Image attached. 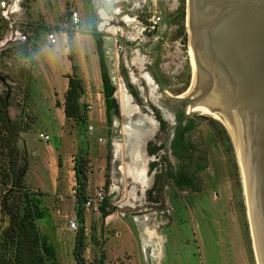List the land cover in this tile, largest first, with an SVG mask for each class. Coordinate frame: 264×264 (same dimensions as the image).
<instances>
[{"label":"rangeland","instance_id":"rangeland-1","mask_svg":"<svg viewBox=\"0 0 264 264\" xmlns=\"http://www.w3.org/2000/svg\"><path fill=\"white\" fill-rule=\"evenodd\" d=\"M50 1L49 21L58 25H47L41 17L37 21L42 23L38 24L24 26L16 22L23 31L31 32L29 41L17 38L8 20L0 22V95L5 99L9 124L17 136L20 152L25 156L29 179L33 170L34 178L35 173L43 178L49 174L55 177L60 175V179L62 177V165H58L55 173L51 170L53 159L47 154L40 156L41 151L52 150L55 165L59 158L63 160V156L66 157V164H69L71 171L74 169L71 153L77 154L79 150L86 151L89 156L90 151L92 153L90 193L87 192L82 202L77 201V192L73 193V189L78 186L75 185L73 172L71 193L66 195V199L60 197V201L55 199L50 186L48 193H44L37 187L36 180L34 189L26 182L27 188L40 194L42 218L37 220V224L41 234L55 248L57 264H77L72 244L77 231L70 230L69 220L71 216H77L76 210L79 208H83L84 214L88 210V219L85 217L83 225L87 236L85 256L88 264H258L230 146L225 132L210 117L202 115L204 126L201 125L191 134V139L202 148L198 153L200 160L207 165L200 173L199 190L180 189L174 178L168 175L176 172L177 165L167 148L172 132L159 130L157 121L153 123L150 119H156V116L161 119L159 114L164 113L172 120V112L164 104L161 92L151 78V63L147 64L145 71L121 65L117 74L121 78L118 84L110 76L115 86L111 126L106 119L104 95L100 97L98 94L93 98L89 96L91 101H87L88 95L85 93L81 97L89 114L85 126L74 118L61 121L55 109V96L67 88L65 78L58 72L67 59L62 30H71L74 6L73 2L65 0L68 4H62L65 6L62 11L55 0ZM45 2L49 7L48 0H26L23 3L25 20L34 21L29 13L34 18V13ZM183 2L186 11L187 0H156L157 12L164 16L160 31L166 33L167 44L135 39L127 42L126 48L123 47L130 56H134L135 49L141 50L148 61L161 51L155 65H159L166 74H173L174 81L169 90L171 94L185 91L190 86L192 76L186 15L180 17ZM95 3L96 0H85L86 24L80 30L91 31L94 28ZM63 22L68 24L61 27ZM183 23L185 36L180 34ZM40 24L39 31H36ZM118 26L120 29L116 36L122 41L118 49H122L124 35L120 30L123 24L119 23ZM50 32L56 33L57 43H50ZM88 42L89 48H97L93 38ZM147 76L150 80L144 79ZM121 80L140 108L138 113L130 117L121 106L118 93ZM97 91L94 88L90 90L92 93ZM94 98L101 102L102 111ZM150 100L162 106L163 111L152 107ZM137 121L140 123L136 124ZM127 125L142 132L149 131L144 143L149 185L145 190L138 186L136 198L129 197V191L137 184L124 171L130 161L132 144V136L125 131ZM41 133L48 134L50 139H41ZM158 145L162 149L156 156L150 149ZM108 155L111 156L109 166ZM160 156L163 161L159 160ZM107 174L110 178L108 185ZM101 185L106 188L103 203L106 215H103L102 209L101 212H95L85 206L87 197L95 196ZM1 193L0 188V257L5 260L3 263L0 260V264H13V246L5 242L4 237L10 217L2 210ZM81 227L82 223L79 222V229ZM147 228L155 233L154 237L146 234Z\"/></svg>","mask_w":264,"mask_h":264},{"label":"water","instance_id":"water-1","mask_svg":"<svg viewBox=\"0 0 264 264\" xmlns=\"http://www.w3.org/2000/svg\"><path fill=\"white\" fill-rule=\"evenodd\" d=\"M135 2L148 13L154 10L152 0L123 5ZM186 5L190 86L180 94L163 88L162 94L185 103L186 112L210 117L225 132L257 263L264 264V0H187Z\"/></svg>","mask_w":264,"mask_h":264},{"label":"trees","instance_id":"trees-1","mask_svg":"<svg viewBox=\"0 0 264 264\" xmlns=\"http://www.w3.org/2000/svg\"><path fill=\"white\" fill-rule=\"evenodd\" d=\"M186 15L185 3L180 7V17ZM41 24L37 27L39 31ZM71 35V30H65ZM93 35L99 55L101 77L103 83V95L105 101V113L108 125L111 126L112 110L115 107L114 91L115 86L109 75L108 65L105 59L102 33L96 29L85 31ZM180 34L185 36L184 23L181 25ZM73 74L68 75V88L65 94L64 110L68 118L76 119L81 125L85 126L89 119L87 107L81 97L85 93L83 77L78 73V67L73 64ZM57 103H59L57 101ZM10 116L6 110L5 99L0 95V188H1V207L10 217V223L4 229V237L9 245L13 246V264H57L55 248L41 234L37 220L42 218L41 198L39 193H34L33 189L27 188L26 175L28 166L25 156L20 152L17 136L13 132ZM159 148L154 147L151 152H157ZM111 156L108 155L107 166L110 165ZM58 165H62L61 158ZM75 177L77 182V201L87 195L88 173L90 171V157L86 151L79 150L74 163ZM199 170H196V173ZM170 177H175L171 172ZM110 182L109 175L106 176V185ZM103 215H106L104 205L101 206ZM79 222L82 227L78 229L75 236L73 255L77 264H88L85 251L87 248V236L85 233L84 210H76ZM0 260L5 262L4 259ZM103 260L101 259L100 262Z\"/></svg>","mask_w":264,"mask_h":264},{"label":"crops","instance_id":"crops-1","mask_svg":"<svg viewBox=\"0 0 264 264\" xmlns=\"http://www.w3.org/2000/svg\"><path fill=\"white\" fill-rule=\"evenodd\" d=\"M48 1H49L48 2L49 7H47L46 2H45L43 5L44 8L42 7L41 9L38 10L36 14L34 13V18L32 14L29 13L32 19H34V21H29V23L31 24L42 23V22L37 21V19L41 17L44 23H46L47 25H58V24H52L49 21L48 15H49V9L52 7V1L50 0ZM70 1L73 2V6H74V8H72V11L77 12V14L79 15L80 24L78 26H73L71 24V27H70L71 35L70 36L68 35L66 31L59 29V30H62V34H63L62 42L64 43V53L67 56V59L62 64L61 68H59L58 72L65 78L66 87L68 88V75L73 74L72 66L73 64H76L78 67V72L81 74V76L84 79L85 94L88 95L87 101L88 100L91 101L89 99L90 98L89 96L93 98L94 95L95 97H97V94L100 95V97L103 95L102 93L103 83H102V77H101V67H100L98 50L97 48H94L93 46L89 48L90 44L88 41H90L91 38L94 39L93 35L90 33H85V31L83 30H80V29H83V26L86 24L85 0H70ZM55 2H56L55 4H58L61 6L62 11L65 8V6H62V4L64 3L66 4V6L68 4V2L65 0H58V1L55 0ZM152 2H153L154 11H157L156 0H152ZM123 3H124V0H96V3L94 4L95 14H94V18L92 21V27H94L93 29H96L97 31L102 33V39L104 36L105 40H103L104 41L103 46H104V51H105V57L107 58L106 61H107L110 76L114 80L116 79V83L115 82L114 83L118 84L121 78H119L117 74L120 70L121 65L124 64L128 69H131L134 67L139 70L145 71L147 64L151 63L150 64L151 68L149 69L151 70L150 75H151L152 80L155 82L152 72L154 68L157 67V65L155 64H156V61L160 57L161 51L153 55V60L148 61V58L141 50L135 49L134 56H130L126 52V49L125 50L123 49V47L125 46L126 48L127 42L129 43L135 39L140 40V41L150 40L154 42L155 44H159V45L162 42H166L168 38L166 33L163 31H160L163 23L161 24L157 32L155 33L149 32L148 30L145 29L146 19H147V16L149 15L146 5L140 6L138 5V3L135 2L133 5L126 8L123 5ZM75 4H76V8H75ZM136 12L141 13L142 16ZM13 16L16 18L17 22L21 23L23 21H27L25 20L23 11L16 13ZM163 19H164V16H163ZM106 21L109 24L115 25L117 27V30L114 32L107 30L106 28L107 26L105 25ZM119 23L123 24V27L120 30V31H123V35H124L123 37L124 44L122 46V49H118V44L122 45L121 38H118L116 36L120 29V26H118ZM67 24H68L67 22H63L62 24H60V26L64 27ZM16 26L18 27V23L14 24V28ZM34 42H35V39H34ZM34 58H35V53H34ZM35 62H36V58H35ZM34 68H35V64H34ZM147 78L149 79L148 76L146 78L144 77L145 80H147ZM92 88H94V90H98L97 93L90 92ZM66 90H64L63 92H59L58 95L55 96L56 104H58V105L55 104V109L59 113L61 121L63 122L66 121V119L68 118L66 117L65 110H64V100H65ZM93 100L97 101V98H94ZM57 101L59 103H57ZM97 102H98L99 108L102 111L101 102L100 101H97ZM101 111H100V116H101ZM100 149H102V147ZM51 151L49 149L46 151H41L39 152L40 153L39 155L40 156H42V154L50 155L54 161V165L51 170L57 173L58 164L55 165V156H54L53 151L52 152ZM76 155H77L76 153L70 154L71 159L73 160L71 162L73 166L75 163ZM89 157H90V171L88 173L87 192L90 193V182H91V175L93 172L92 171L93 166H91L92 165L91 151H90ZM66 159L67 158L64 156H63V160L61 158L62 160V166L60 167L61 168L60 172L62 174L61 179H60V175L55 177V176H52V174H49L47 178H43L38 173H35L36 178H34V170H33L31 174L32 177L30 179H29V175H26V179H27L26 182L28 183V185L30 184V186L34 189V180H36L37 187L41 189V191H43L44 193H48L49 191L48 188L50 186V188L52 189L51 193L53 194V196L55 197L57 201H60L61 199L60 197H63L62 199H66L65 198L66 195L68 194L70 195L71 193V188L74 185V180L76 184L75 169H73L72 171L70 170L69 164H66ZM28 172L29 171H27V174ZM72 172L74 173V180L72 179L73 178ZM73 205L74 204H72V207ZM87 216H88V210L84 214V217H86V219H88ZM72 244L74 246L75 238H73Z\"/></svg>","mask_w":264,"mask_h":264},{"label":"flooded vegetation","instance_id":"flooded-vegetation-1","mask_svg":"<svg viewBox=\"0 0 264 264\" xmlns=\"http://www.w3.org/2000/svg\"><path fill=\"white\" fill-rule=\"evenodd\" d=\"M152 75L161 92L162 99L165 102L164 104L168 105L172 112L173 121L164 116V113L159 114L161 115V119H157L159 118L158 116H156L155 119L159 130H171L172 132L167 148L172 158L176 160L177 165L175 166V177L171 178H174L176 186L180 189L187 188L188 190L198 191L200 173L207 168V165L200 160L198 153L202 151V148L191 139V134L193 131L198 130L201 125L204 126L205 123L202 117L204 114L194 111L186 112L184 110L185 103H176L164 97L162 90L163 88L167 91L171 90L170 88L174 81L173 74H166V72L157 65ZM145 102L149 103V100L145 99ZM150 105L155 107L158 111L159 109L163 111L162 106L156 104L153 100H150ZM155 147L159 149L157 152H154L153 155L158 156L162 146L158 145ZM161 159L163 161L162 156H160L159 160ZM196 170L199 171L196 173ZM169 174L170 173H168V175Z\"/></svg>","mask_w":264,"mask_h":264},{"label":"built area","instance_id":"built-area-1","mask_svg":"<svg viewBox=\"0 0 264 264\" xmlns=\"http://www.w3.org/2000/svg\"><path fill=\"white\" fill-rule=\"evenodd\" d=\"M25 1L26 0H0V22L8 20L10 24L13 26V29H15L14 33H16L17 38L24 40L26 42V41H29V35L31 32L23 31V29L19 27L14 28V24H16L17 21H16V18L13 16L16 13L23 11V9L25 8L23 3ZM162 22H163V16L159 12L153 10L147 16L146 23H145V29L148 30L149 32H157ZM21 23L24 26H28L29 24V22L27 21H23ZM71 23L73 26L79 25L80 18L77 12L72 13ZM48 38L51 44H54L57 42V37L54 32L48 33ZM40 138L44 140H49L50 136L48 134L41 133ZM75 185H77V182ZM76 192H77V188H74L73 193H76ZM105 199H106V188L104 185H101L99 186V189L97 190V193L95 194V196L87 197L85 206L88 209L94 210L95 212H101V206L103 205ZM69 228L73 232L78 231L79 219L76 215H73L70 217Z\"/></svg>","mask_w":264,"mask_h":264},{"label":"bare ground","instance_id":"bare-ground-1","mask_svg":"<svg viewBox=\"0 0 264 264\" xmlns=\"http://www.w3.org/2000/svg\"><path fill=\"white\" fill-rule=\"evenodd\" d=\"M129 20V19H128ZM107 30L116 31L117 27L115 25L109 24L107 21L105 23ZM119 97L121 101V106L123 112L128 116H132L140 111V108L132 100V95L129 93L124 82L121 80L119 85ZM154 123V119H150ZM137 121L136 124H139ZM125 131L132 136V144L130 148V161L124 167L125 173L131 177L137 185H134L129 191V197L136 198L138 186L146 189L149 185V176L147 168V158L144 155V143L149 135V131L142 132L141 130L134 129L132 125H127ZM152 132V131H151ZM142 190V191H143ZM147 218H144L146 220ZM139 220V219H138ZM146 234L150 237H154L155 233L149 228L146 229Z\"/></svg>","mask_w":264,"mask_h":264}]
</instances>
